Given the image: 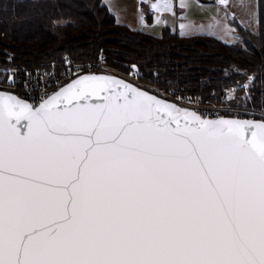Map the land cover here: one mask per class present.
Returning <instances> with one entry per match:
<instances>
[{"label": "snow or ice", "instance_id": "obj_1", "mask_svg": "<svg viewBox=\"0 0 264 264\" xmlns=\"http://www.w3.org/2000/svg\"><path fill=\"white\" fill-rule=\"evenodd\" d=\"M0 264H264V119L111 76L0 92Z\"/></svg>", "mask_w": 264, "mask_h": 264}, {"label": "trees", "instance_id": "obj_2", "mask_svg": "<svg viewBox=\"0 0 264 264\" xmlns=\"http://www.w3.org/2000/svg\"><path fill=\"white\" fill-rule=\"evenodd\" d=\"M255 1L256 30L233 18L240 40L228 43L168 26L159 35L131 29L104 0H0V67L60 66L65 57L95 63L101 53L106 65L136 70L153 87L264 112V0Z\"/></svg>", "mask_w": 264, "mask_h": 264}, {"label": "built area", "instance_id": "obj_3", "mask_svg": "<svg viewBox=\"0 0 264 264\" xmlns=\"http://www.w3.org/2000/svg\"><path fill=\"white\" fill-rule=\"evenodd\" d=\"M99 56L100 59L95 63L74 62L65 57L63 64L60 66L52 61L47 66L39 65L34 67H0V89L12 91L18 96L27 99L30 103H33L39 101L43 94H51L60 85L79 76L80 74L91 72H107L113 74L118 73L115 71V69L113 70V68L106 65L101 60V53ZM5 69H8L9 71L5 72ZM125 75L127 76L126 79L137 83L138 85L141 83L136 78V70ZM9 77H12V79L10 80ZM236 84L240 85L238 81ZM168 93V95H163L166 97L169 96V99L175 101L181 106L194 109L204 117L218 118L220 116H231L235 118L246 119L263 118L259 116L262 115L260 114L262 112L258 110L236 105L212 106L209 105L207 99H203L200 96L187 97L185 95L173 93V91Z\"/></svg>", "mask_w": 264, "mask_h": 264}, {"label": "crops", "instance_id": "obj_4", "mask_svg": "<svg viewBox=\"0 0 264 264\" xmlns=\"http://www.w3.org/2000/svg\"><path fill=\"white\" fill-rule=\"evenodd\" d=\"M104 1L113 11L115 19L118 23L124 24L131 29H140L153 35H159L164 26H168L172 30H176L180 35H182V30L180 28L181 24L193 27L201 23L202 21H208L207 19L209 17H213V15H216V21L218 20L220 22H223L224 24H230L229 26L232 28H234V26L231 24V20L233 18H235L239 24L249 28L245 25L246 19L244 11L250 6L251 12H253V4H255L256 8L255 0H225L224 3H221V0H183V3L187 5L186 7L180 6L182 0H170V3L173 6V11L158 12L154 9H151V4L158 2V0H143V3H141V0ZM109 2L111 3L109 4ZM126 11H130L131 13H133V20H128L124 17V12ZM117 13H121L120 19L116 17ZM229 13H232V18L228 17ZM157 30L159 31V33L155 34L154 31ZM202 33L213 35L226 42L218 34L208 32ZM192 34L201 33L188 32L187 30L182 36Z\"/></svg>", "mask_w": 264, "mask_h": 264}, {"label": "rangeland", "instance_id": "obj_5", "mask_svg": "<svg viewBox=\"0 0 264 264\" xmlns=\"http://www.w3.org/2000/svg\"><path fill=\"white\" fill-rule=\"evenodd\" d=\"M110 3L111 2H109V4ZM244 12H245L244 14H245V19H246L245 25L248 26L251 30L255 31L256 30V8H255V4H253V12H251L250 6ZM124 13H125L124 17L127 18L128 20H133L134 19V15L130 11H126ZM116 17L118 19H120L121 18V13H117ZM228 17L232 18L233 17L232 13H229ZM215 19H217V17H216V15L215 16L213 15V17H209L207 19L208 21H202L201 23L197 24L196 26L190 27L191 29H189L188 32H193V33H202V32L215 33V34H218L226 42H235V41L240 40V37L237 35V33L234 30L235 27L232 28V27L229 26L230 24L229 25L228 24H224L223 22H220L218 20L216 21ZM201 25L204 26L203 29H200ZM209 25H212V27H209ZM154 33L158 34L159 31L158 30L154 31ZM115 71H117V70H115ZM116 74L127 78V76L125 74H123V73L119 74V72H118ZM121 74H123V75H121ZM139 85H141V86H143V87H145V88H147V89H149L151 91H154L157 94H160L162 96H164L166 94L167 95L169 94L165 90L153 87V86H151L149 84H146V83H143V82L139 83ZM224 96L226 97V99L229 98L227 95H224ZM224 96H222V97H224ZM164 97H166V96H164ZM168 97L169 96H167L166 98H168ZM207 100H208L209 105H212V106H214V105H220V106L232 105V103H231L232 101H227V100L224 101L222 98H218V101H216V98H214L213 100H212V98H208ZM228 100H230V99H228ZM236 106H241V105H236ZM241 107H245V106H241ZM260 114H262V115H259V116L264 118V112H262Z\"/></svg>", "mask_w": 264, "mask_h": 264}, {"label": "water", "instance_id": "obj_6", "mask_svg": "<svg viewBox=\"0 0 264 264\" xmlns=\"http://www.w3.org/2000/svg\"><path fill=\"white\" fill-rule=\"evenodd\" d=\"M84 75L111 76V77H114V78H116V79L123 80V81H125V82H127V83L133 85L134 87L139 88V89L142 90V91L148 92V93L151 94V95L157 96L158 98H160V99H162V100H165V101H167L168 103L174 104V105H176L177 107H179V108H181V109H187V110H190V111H195V110L192 109V108H188V107L181 106V105H179L178 103H176L175 101H173V100H171V99H169V98H166V97H164V96H162V95H159V94H157L156 92L151 91V90H149V89H147V88H145V87H143V86H141V85H138V84H136V83H133L132 81H130V80H128V79H126V78H124V77H122V76H120V75L113 74V73H107V72H91V73H83V74H80L79 76H77V77H75V78H73V79H71V80H69V81L63 83L62 85H60V86H59L54 92H56L61 86H64V85L70 83L71 81H73V80H75V79H77V78H79V77H81V76H84ZM0 92H3V93H9V94L15 95V96H17L18 98H20V99H22V100H25V101H27L28 103H30L27 99L18 96L16 93H14V92H12V91H8V90L0 89ZM54 92H52V93H54ZM52 93H51V94H52ZM195 112H197V111H195ZM197 113H198V112H197ZM198 114H200V113H198ZM200 115H201V114H200ZM201 116H202V115H201ZM202 117H203V118H206V119H217V118H208V117H204V116H202ZM224 117H225V118H229V119L249 120V119H246V118H235V117H231V116H224ZM218 118H219V117H218ZM262 119H263V118H251V120H262Z\"/></svg>", "mask_w": 264, "mask_h": 264}]
</instances>
